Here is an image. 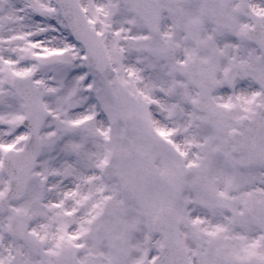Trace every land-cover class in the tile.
<instances>
[{
	"label": "snow or ice",
	"instance_id": "1",
	"mask_svg": "<svg viewBox=\"0 0 264 264\" xmlns=\"http://www.w3.org/2000/svg\"><path fill=\"white\" fill-rule=\"evenodd\" d=\"M0 264H264V0H0Z\"/></svg>",
	"mask_w": 264,
	"mask_h": 264
}]
</instances>
